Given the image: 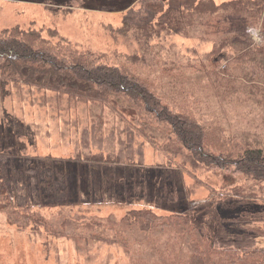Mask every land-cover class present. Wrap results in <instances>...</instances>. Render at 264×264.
<instances>
[{
    "label": "rangeland",
    "instance_id": "obj_1",
    "mask_svg": "<svg viewBox=\"0 0 264 264\" xmlns=\"http://www.w3.org/2000/svg\"><path fill=\"white\" fill-rule=\"evenodd\" d=\"M139 1L0 0V33L17 25L43 30L46 37L57 30L81 49L132 54L139 49L136 38H114L108 26L120 27ZM195 31L193 37L176 36L160 47L154 40L146 62H156L137 67L162 94L169 91L168 98L219 123L232 142L264 146V75L250 76L246 66L220 57L217 65L214 58L205 59L214 46L211 40L226 33ZM248 32L253 44L264 46L261 25ZM140 119L132 110L116 114L101 103L0 77V192L13 197V206L56 204L35 208L42 223L22 230L10 219L13 209L0 201V264H147L160 256H169L164 264H186L197 244L210 252L264 248L258 231H264V222L237 219H264V202L235 198L233 188H224L234 183L231 175L180 165L182 157L165 153L163 139L153 142L140 135ZM89 153L135 165L99 166L84 160ZM212 188L219 194L211 195ZM141 208L166 217L192 214L193 220L186 224L175 216L172 228L146 234L136 227L122 233L124 216ZM95 225L106 227L107 236H118L119 242L101 240L94 235L100 231Z\"/></svg>",
    "mask_w": 264,
    "mask_h": 264
},
{
    "label": "trees",
    "instance_id": "obj_2",
    "mask_svg": "<svg viewBox=\"0 0 264 264\" xmlns=\"http://www.w3.org/2000/svg\"><path fill=\"white\" fill-rule=\"evenodd\" d=\"M138 5L128 10L120 27L108 26L114 38L133 35L139 43L138 52L109 54L81 49L61 37L57 30H50L46 37L43 30L17 25L0 33V77L13 84L54 91L90 103H101L111 107L116 114L135 111L141 117L140 135L153 142L163 139L165 153L182 157L180 165L187 167L190 163L194 170L201 168L220 175H231L233 177L230 182L234 183L224 188H233L238 195L235 198L264 202V146H256L251 142H232V139L225 136L219 123L205 121L198 116L197 110L180 103L181 106L174 99L168 98L169 91H163L161 85L162 94L159 85L152 83L139 68L141 64H148L149 60L156 62L154 58L146 62V58L155 49L154 40L160 41V47L176 36L193 37L195 29L202 28L208 30L206 33L210 30L215 34L226 33L224 38L211 40L214 46L205 59L214 58L216 64L220 57L238 68L246 66L249 75H264V46L253 44L248 32L261 25L264 35V0H227L220 3L215 0H140ZM201 39L204 41L208 38ZM230 50L235 51L231 54L228 53ZM214 77L218 79L217 74ZM239 77L247 78V74ZM84 160L99 166L104 162L129 164L115 163L111 157L105 159L90 153ZM219 190L222 193L224 189L222 187ZM218 192L212 188L211 195H218ZM0 196V201L7 208L13 209L10 219L20 224L22 230L33 223H42L36 217L41 213L35 208L56 205L48 201L13 206V197H4L3 192H0ZM33 209L35 213L30 214ZM175 216L184 217L186 224H191L193 220L192 214L166 217L149 208L132 209L121 221V232L137 227L141 232L149 234L156 229L172 228ZM237 219L241 222H264L263 218L249 220L241 216ZM95 226L100 231L94 235L99 234L101 240L119 242L118 236H107L106 227L101 226V229ZM258 231L264 235L263 230ZM212 242L210 245L213 247ZM168 258L160 256L154 258L156 262L146 263L164 264ZM186 264H264V248L243 251L215 249L210 252L197 244Z\"/></svg>",
    "mask_w": 264,
    "mask_h": 264
}]
</instances>
